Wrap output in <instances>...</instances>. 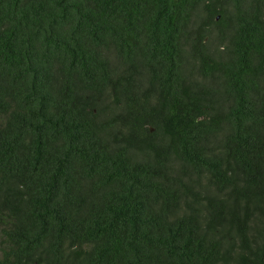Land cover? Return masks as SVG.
<instances>
[{
	"label": "trees",
	"instance_id": "obj_1",
	"mask_svg": "<svg viewBox=\"0 0 264 264\" xmlns=\"http://www.w3.org/2000/svg\"><path fill=\"white\" fill-rule=\"evenodd\" d=\"M0 264H264V0H0Z\"/></svg>",
	"mask_w": 264,
	"mask_h": 264
},
{
	"label": "clouds",
	"instance_id": "obj_2",
	"mask_svg": "<svg viewBox=\"0 0 264 264\" xmlns=\"http://www.w3.org/2000/svg\"><path fill=\"white\" fill-rule=\"evenodd\" d=\"M217 19V18H216Z\"/></svg>",
	"mask_w": 264,
	"mask_h": 264
},
{
	"label": "water",
	"instance_id": "obj_3",
	"mask_svg": "<svg viewBox=\"0 0 264 264\" xmlns=\"http://www.w3.org/2000/svg\"><path fill=\"white\" fill-rule=\"evenodd\" d=\"M218 18V17H217Z\"/></svg>",
	"mask_w": 264,
	"mask_h": 264
}]
</instances>
